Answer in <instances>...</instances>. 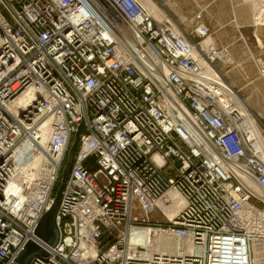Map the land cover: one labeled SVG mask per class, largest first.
<instances>
[{
    "label": "built area",
    "instance_id": "obj_1",
    "mask_svg": "<svg viewBox=\"0 0 264 264\" xmlns=\"http://www.w3.org/2000/svg\"><path fill=\"white\" fill-rule=\"evenodd\" d=\"M105 4L134 33L130 57L105 36L117 28L92 0H0V264L30 241L47 255L29 264H252L250 242L264 237V196L249 182L264 190V162L235 89L216 66L226 49L205 50L136 0ZM82 124L52 247L36 235L49 209L28 214L29 204L8 192L9 159L24 147L19 166L46 156L28 195L46 185L47 203ZM182 124L198 132L188 126L200 146L187 142ZM170 190L184 202L172 222L132 217L135 204L151 210ZM148 228L180 247L150 252L131 241Z\"/></svg>",
    "mask_w": 264,
    "mask_h": 264
},
{
    "label": "rangeland",
    "instance_id": "obj_2",
    "mask_svg": "<svg viewBox=\"0 0 264 264\" xmlns=\"http://www.w3.org/2000/svg\"><path fill=\"white\" fill-rule=\"evenodd\" d=\"M151 1L155 5V9H158L159 13L165 16V20L163 18L160 20L174 25L184 36L192 38L194 43L202 45L206 42L207 38H212V42L217 49H226V52L223 53L226 56L228 55L232 63L227 64L221 61L216 62V66L226 81L235 89L238 101L243 103L242 106L245 109L247 108L264 136V77L261 75V69L264 68V44L257 45L255 39L246 40L254 30L250 28V25L254 27L255 23L262 22V18L264 17V8H262L264 4L262 2L264 0ZM254 10H257L256 15L258 16L256 22ZM236 20L238 22L240 20L241 23H238ZM230 24L233 26L243 24L246 25V28L236 33L237 38L235 36L230 37V34L233 33L229 28ZM202 26L206 27L209 31L206 37H200L197 34V31ZM231 40H238L236 52L242 60L236 59V56L232 54L228 46L218 45V43L222 42L230 43ZM68 158L69 153L67 154L64 168L67 165ZM62 176L63 171L56 185L54 197L60 187ZM148 223L150 225H165L168 222L163 218H159L158 220H150ZM255 260L256 258L254 257V262H256Z\"/></svg>",
    "mask_w": 264,
    "mask_h": 264
},
{
    "label": "bare ground",
    "instance_id": "obj_3",
    "mask_svg": "<svg viewBox=\"0 0 264 264\" xmlns=\"http://www.w3.org/2000/svg\"><path fill=\"white\" fill-rule=\"evenodd\" d=\"M92 1L95 2L97 5H99V7L102 9L101 14L117 28V33L114 31H106L105 36L110 39L117 40L118 51L120 52V54L124 53L125 57H130V52H128L129 47H133V49L137 47L136 38L134 36L133 31L131 30L130 25H127L124 22L122 23V20L118 17L116 12L111 8L107 7V5L105 4L106 0H92ZM136 2L139 4L142 10L148 14V16H152L159 20L163 18L165 20V16L162 13H159L158 9H155V5H153L151 0H136ZM262 8H264V6H262ZM212 41H213L212 38H207L206 42L202 44L203 48L205 50H210L211 46H215ZM192 54L195 58L199 57V51L195 48ZM219 57L221 61H224L227 64L232 63L228 55L226 56L225 53H220ZM200 62L202 68L208 69V65L204 60L200 59ZM150 66H152V64H150ZM261 75L264 77V70H261ZM158 79L161 81L162 77H158ZM24 99L25 97L21 99L22 103L24 102ZM240 102L238 101L237 94L235 93L234 103L237 106H239L240 112L244 118L243 121H245V125L251 126L250 128L251 135L254 137L257 146H259L260 148L259 158L264 162V136L257 127L256 122L252 119V116L249 114L247 108L245 109V107L242 106L243 103ZM172 122L174 125H176L179 128L180 123L177 118L173 117ZM187 125L194 131L195 135L197 134L200 137L198 132L193 127H191L189 124ZM182 126L186 129L187 135L184 134L183 135L185 136L189 144L193 146L194 144L200 146V140L194 135V133L190 130V128L185 124H182ZM49 138L50 135L48 132V134L44 135L43 141L41 142L43 146L47 147V142ZM201 143H203L206 150H210L212 152L214 151L213 154L217 156L216 151L211 146L207 145L202 139H201ZM28 150H29L28 147H24L23 149L22 148L15 149L12 157L9 159V163L11 167L10 173L12 174V177H11L10 186L8 188V192L10 194L15 195L22 202L28 203L29 207L27 208V212L28 214H32L35 212L33 206H35L34 208H36L37 211H40L43 208L50 209L55 201V197L52 196L50 201L44 203L45 197H47L49 193L47 192L46 185L42 188H38V190L35 191V194L28 195L29 193L28 184L33 179L38 178V176H40L39 172L41 171L42 166L47 162L46 156L44 155L42 157H36L35 159L29 160L27 165L25 164L24 167L23 165L19 166L18 162H23V163L25 162L24 159L27 157V154L29 152ZM50 175L51 174H46L45 178L48 179ZM23 181H26L27 184L23 183ZM249 186L252 187L255 194L264 196V190L256 182L254 181L249 182ZM31 191H33V188L31 189ZM183 203L184 202L181 195L174 190H170L164 195L163 199L156 202V204L153 206L151 210L145 211L140 205L135 204L132 217L136 218L137 220L144 219L148 221L158 220L159 218H163L167 220V222H172L174 218L178 215V213L181 211L183 207ZM144 232L145 234L142 237L141 236L136 237L135 233H133L131 236L132 239L131 241L135 242L137 240L139 242H143L142 244L147 246L150 252L165 251V252L173 253L176 252V250L180 247L179 246L180 243H178L175 240V238L171 237L170 234L168 236L159 229L153 230L151 228H148ZM40 248H42V246ZM186 250L191 251L192 248L187 246ZM95 253L96 251L93 250L88 255L94 256ZM250 254H251L252 264H264V237L252 238V241L250 242ZM254 257L256 258L255 260L256 262H254Z\"/></svg>",
    "mask_w": 264,
    "mask_h": 264
},
{
    "label": "water",
    "instance_id": "obj_4",
    "mask_svg": "<svg viewBox=\"0 0 264 264\" xmlns=\"http://www.w3.org/2000/svg\"><path fill=\"white\" fill-rule=\"evenodd\" d=\"M84 125L82 124L78 132L75 135L74 143L69 151V158L67 165L63 170V176L60 183V187L56 193L55 201L49 211L41 219L39 226L36 230V235L48 245L54 247L60 240V231L57 225V214L60 204L61 194L64 185L70 175L76 149L79 144L80 135L82 133ZM38 244L33 241L28 242L25 247L18 253L16 258L11 264H29L30 261L38 256H45L47 252L40 248Z\"/></svg>",
    "mask_w": 264,
    "mask_h": 264
},
{
    "label": "crops",
    "instance_id": "obj_5",
    "mask_svg": "<svg viewBox=\"0 0 264 264\" xmlns=\"http://www.w3.org/2000/svg\"><path fill=\"white\" fill-rule=\"evenodd\" d=\"M263 4V2H262ZM254 9H255V6H254ZM254 16H255V22H256V18L258 17L256 15V12L257 10H254ZM260 17V16H259ZM236 18V17H235ZM238 22V20H236ZM238 23H241L240 20ZM231 31H233L232 34H230V37H236L237 38V32H241V30L245 29L246 28V25H243V24H240V26L238 25H229ZM250 28H253V32L251 34V36L247 37L246 40L249 41V39H255V43L258 45V44H264V17L262 18V22H259V23H255L254 27L253 25H250ZM251 31V30H250ZM238 44V40L237 41H230V43L228 42H222V43H218V45L220 46H228L230 51L232 52V54H234L236 56V59L238 60H242L238 57V53L236 52L237 51V45Z\"/></svg>",
    "mask_w": 264,
    "mask_h": 264
}]
</instances>
